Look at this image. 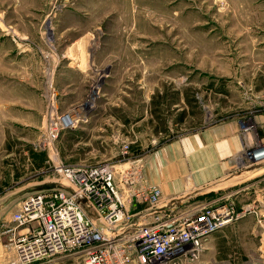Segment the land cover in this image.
Listing matches in <instances>:
<instances>
[{
    "label": "rangeland",
    "instance_id": "374dc122",
    "mask_svg": "<svg viewBox=\"0 0 264 264\" xmlns=\"http://www.w3.org/2000/svg\"><path fill=\"white\" fill-rule=\"evenodd\" d=\"M246 28L258 33V0H0V188L25 195L62 186L56 167L76 163L121 169L144 150L231 115L253 137L244 151L258 149L264 142L252 116L264 112V89L253 92L264 76L247 71L262 67L234 45ZM162 91L169 107L154 114L150 99ZM70 110L82 119L52 139L50 127L66 125ZM161 118L166 133L155 131ZM28 148L44 154L39 167ZM244 151L197 197L232 207L227 247L258 264L264 156L248 160ZM205 243L192 264H202ZM26 264L83 263L59 254Z\"/></svg>",
    "mask_w": 264,
    "mask_h": 264
},
{
    "label": "built area",
    "instance_id": "2783aa9c",
    "mask_svg": "<svg viewBox=\"0 0 264 264\" xmlns=\"http://www.w3.org/2000/svg\"><path fill=\"white\" fill-rule=\"evenodd\" d=\"M82 117L80 110L67 112L62 119L66 125L50 127L51 138ZM256 151L264 153V143L246 149L244 156L250 160ZM56 171L62 186L50 184L25 194L10 212L11 225L0 223L14 255L8 264L59 254L80 257L83 264H192L207 237L233 218L232 207L224 202L159 210L158 185L144 184L133 161L121 169L76 163ZM140 204L142 213L134 218L132 210Z\"/></svg>",
    "mask_w": 264,
    "mask_h": 264
},
{
    "label": "crops",
    "instance_id": "0c3cea01",
    "mask_svg": "<svg viewBox=\"0 0 264 264\" xmlns=\"http://www.w3.org/2000/svg\"><path fill=\"white\" fill-rule=\"evenodd\" d=\"M249 31L250 29L246 28V31L242 32L243 37L234 39V45L239 46L238 52L239 55H243L244 61L258 64V68L262 67L249 69L247 72L251 74V77L257 72H261L264 76V0H258V33L249 34ZM232 75L243 76L244 74ZM263 89L264 86L256 87L253 94L257 96L258 90ZM252 117L255 125L260 127L259 139L264 142V112L254 114ZM247 132L240 126L239 118L231 115L144 150L141 155L134 156L131 161L139 166L140 180L144 184L158 185L161 194L158 209L173 212L188 205L190 207L205 203L197 196L202 194L203 190H208L209 184L212 185L226 177L237 166L246 146L253 143V137ZM21 190L22 188L8 193L0 188V223L11 225L9 220L12 209L7 210V207L15 206L16 208L24 196ZM137 206L140 208L136 209ZM137 206L132 210L134 218L142 213V205ZM231 226L226 224L207 237L202 264H249L245 253L241 257L239 256L241 253L237 250L227 247L225 238ZM1 230L0 226V264H7L14 255L7 244V235ZM237 253L238 257H236ZM258 264H264L262 246L258 249Z\"/></svg>",
    "mask_w": 264,
    "mask_h": 264
},
{
    "label": "trees",
    "instance_id": "16d2710c",
    "mask_svg": "<svg viewBox=\"0 0 264 264\" xmlns=\"http://www.w3.org/2000/svg\"><path fill=\"white\" fill-rule=\"evenodd\" d=\"M166 97H167V93L165 91L164 92L162 91L160 93L156 92V93H154L152 95L150 101H151L152 106H153V113L154 114H156L155 113V109H157V108L160 109L159 106L161 104H165V106H166L165 108L169 107V103L165 102L166 101ZM165 111H166V109H165ZM185 116H186V113H185L184 109H181V111L178 113L177 122L183 121ZM159 120H160V123H161L162 127L161 128L158 127L159 130L157 129L155 131H163V132L166 133L167 130H168L167 129L168 127L165 125V123H166L165 119L161 118ZM27 150H28V152H29V154L31 156H34L36 158V160L34 162H35V165L39 167L42 164L43 160H44V154L42 152H40V151L39 152H34L30 148H28Z\"/></svg>",
    "mask_w": 264,
    "mask_h": 264
},
{
    "label": "bare ground",
    "instance_id": "6f19581e",
    "mask_svg": "<svg viewBox=\"0 0 264 264\" xmlns=\"http://www.w3.org/2000/svg\"><path fill=\"white\" fill-rule=\"evenodd\" d=\"M258 152L261 153L260 155L264 156V153H263L262 151H258ZM258 152H257V153H258ZM255 154H256V153H255ZM255 154H254V155H255ZM260 162H264L263 159L260 160L259 163H260Z\"/></svg>",
    "mask_w": 264,
    "mask_h": 264
}]
</instances>
